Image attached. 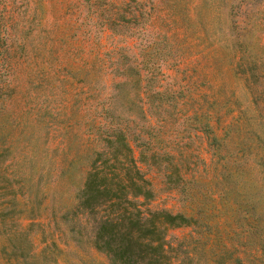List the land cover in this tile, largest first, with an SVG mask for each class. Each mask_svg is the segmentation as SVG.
Returning <instances> with one entry per match:
<instances>
[{
	"label": "rangeland",
	"instance_id": "rangeland-1",
	"mask_svg": "<svg viewBox=\"0 0 264 264\" xmlns=\"http://www.w3.org/2000/svg\"><path fill=\"white\" fill-rule=\"evenodd\" d=\"M112 132L143 217L194 220L172 264H264V0H0V264H109L78 195L134 176Z\"/></svg>",
	"mask_w": 264,
	"mask_h": 264
},
{
	"label": "trees",
	"instance_id": "trees-1",
	"mask_svg": "<svg viewBox=\"0 0 264 264\" xmlns=\"http://www.w3.org/2000/svg\"><path fill=\"white\" fill-rule=\"evenodd\" d=\"M104 144H119L125 158L134 168V176L118 172L101 171L92 166L88 171L78 195V208L94 221L92 246L103 253L109 264H172L164 246L163 233L166 227L189 226L193 218L165 210L142 212L133 205L131 197L147 198L150 191L136 169L135 161L125 154L129 147L120 133L106 134ZM115 148L112 161L117 160ZM105 162V160L103 161Z\"/></svg>",
	"mask_w": 264,
	"mask_h": 264
}]
</instances>
